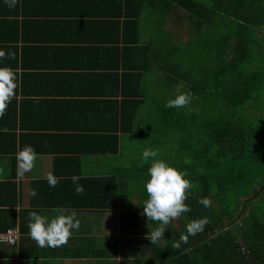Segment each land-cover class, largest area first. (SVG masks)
<instances>
[{
  "label": "crops",
  "instance_id": "crops-1",
  "mask_svg": "<svg viewBox=\"0 0 264 264\" xmlns=\"http://www.w3.org/2000/svg\"><path fill=\"white\" fill-rule=\"evenodd\" d=\"M186 14L162 0H18L14 8L0 0V50L15 54L0 67L13 69L18 83L0 117V233L17 232L12 245L0 244V264H147L154 257L155 243L132 228L143 208L138 193H145L132 181L145 182L149 165L128 157L165 143L160 136L133 138L159 117L158 88L169 81L157 77L162 65L155 63L175 61L196 38ZM193 73V79L181 75L203 85L200 71ZM132 85L139 90L130 92ZM121 120L129 139L120 140L115 122ZM25 145L38 158L18 178L15 154ZM181 158L173 167L190 173L194 159ZM49 172L59 178L55 188ZM74 176L83 194L76 193ZM56 207L74 211L79 229L62 247L40 248L28 235V213L51 217ZM173 221L174 243L188 222L182 215Z\"/></svg>",
  "mask_w": 264,
  "mask_h": 264
},
{
  "label": "trees",
  "instance_id": "trees-1",
  "mask_svg": "<svg viewBox=\"0 0 264 264\" xmlns=\"http://www.w3.org/2000/svg\"><path fill=\"white\" fill-rule=\"evenodd\" d=\"M162 1L165 6L187 13L196 38L175 61L155 63L162 65L157 77L169 82L158 88L162 93L159 117L148 122L146 132L137 131L133 140L141 143L143 138L153 140L164 135L175 138L174 149L167 151L170 154L156 159L163 158L172 167L184 154L194 159V167L185 178L197 187L189 190L185 203L191 211L183 213L182 218L189 223L208 217L210 223L202 232L190 236L186 244L173 248L169 239L175 224L172 221L163 238L154 244V257L147 264H264V210L252 204L264 193V31H260L264 28V0ZM198 71L204 75L203 85L186 83L181 75ZM139 88L132 85L130 92ZM178 90L194 92V97L202 99L206 106L193 107L191 101L186 108H166L165 103ZM119 124L115 122L122 133L120 140L129 139L125 121ZM188 124L194 125L192 133L187 130ZM116 149L114 142L110 151ZM138 152L141 151H132L128 162L133 156L141 158ZM143 169L147 176V168ZM202 197L215 208L200 204ZM139 209L143 208L136 209L137 222L132 228L147 240L148 228H157L158 224L147 220ZM237 217L241 220L239 228L234 225ZM162 253L164 259L160 258Z\"/></svg>",
  "mask_w": 264,
  "mask_h": 264
},
{
  "label": "clouds",
  "instance_id": "clouds-1",
  "mask_svg": "<svg viewBox=\"0 0 264 264\" xmlns=\"http://www.w3.org/2000/svg\"><path fill=\"white\" fill-rule=\"evenodd\" d=\"M9 8H14L18 0H5ZM14 59V53H5L0 50V60ZM18 88L17 74L10 67H0V117L6 112L8 104L16 95ZM194 99V94L189 91H179L165 103L166 108H186ZM160 155L158 150L146 148L141 154V164L149 165L147 168L148 178L144 182L146 199L143 201L142 215L158 224L146 238L151 243H156L163 238L167 226L183 213L190 212L191 208L185 203L189 190L197 187L193 182L185 178V173L170 166L163 159H156ZM17 176H23L32 170L38 158L31 145H25L16 154ZM50 187L55 188L59 183L53 173L46 176ZM76 185L77 194H83L84 188L78 183L79 177L72 178ZM31 195H36V190H31ZM205 207H210V201L206 197L198 200ZM54 216L38 214L36 211L28 213L27 228L28 235L40 248H57L67 244L72 235V230H78L80 223L74 211H69L62 207L53 209ZM210 223L208 217L193 219L186 225V233H182L178 241L173 243V248H179L182 243L188 242L189 236H195L202 232Z\"/></svg>",
  "mask_w": 264,
  "mask_h": 264
},
{
  "label": "rangeland",
  "instance_id": "rangeland-1",
  "mask_svg": "<svg viewBox=\"0 0 264 264\" xmlns=\"http://www.w3.org/2000/svg\"><path fill=\"white\" fill-rule=\"evenodd\" d=\"M261 32L264 31V28H262L260 30ZM188 77L190 79H193L195 77V74L194 73H191L188 75ZM198 77H201V78H204V75L201 73L199 74ZM214 102L213 99H210ZM192 103H193V107L194 105H203V106H206V102H204L202 99H196L194 97V99L192 100ZM214 107H218V105H215ZM194 111L196 110L195 108L193 109ZM205 119V117H204ZM204 124V123H203ZM194 125L193 124H188L187 126V130L189 133H192L194 131ZM146 130V129H145ZM164 139H165V143L163 144H160V145H163L164 147L162 148H158L157 150L159 151L160 155L159 156H162V155H166V153L169 155L170 153L167 152L169 149H171V147H174V145L172 144L173 140H175L173 138V136L171 135H168V136H165L164 135ZM166 139H168V141L166 142ZM141 152H138L137 154H140ZM142 154V153H141ZM186 156L187 154H184V158H185V161H186ZM163 159V158H162ZM141 160V159H140ZM187 172H189L188 170H186ZM131 180V179H130ZM142 181V178H138V179H135V181H132V185L133 187L136 189L137 187H143V183L141 182ZM263 182H264V179H263ZM137 192V191H136ZM138 193V192H137ZM139 197L141 199V201L143 202L145 199H146V193H143V191H141V194H139ZM248 197H251V194L248 196ZM243 200H247L246 198H243ZM210 201V200H209ZM210 204L215 208L214 204L210 201ZM252 204H255L257 207H259L260 209L264 210V193H262L260 196L257 197V200H255ZM251 205V204H250ZM252 210H255V207L254 205H251L250 206ZM240 217V216H239ZM237 217L235 220H234V225L239 228L240 227V221L242 220L243 216L241 217V220L240 218Z\"/></svg>",
  "mask_w": 264,
  "mask_h": 264
},
{
  "label": "built area",
  "instance_id": "built-area-1",
  "mask_svg": "<svg viewBox=\"0 0 264 264\" xmlns=\"http://www.w3.org/2000/svg\"><path fill=\"white\" fill-rule=\"evenodd\" d=\"M16 240H17V232L15 229H10L0 233V244L12 245Z\"/></svg>",
  "mask_w": 264,
  "mask_h": 264
}]
</instances>
